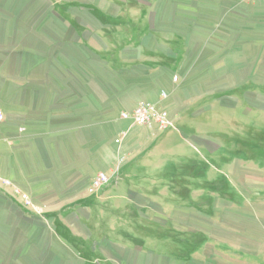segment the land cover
<instances>
[{
	"label": "rangeland",
	"instance_id": "374dc122",
	"mask_svg": "<svg viewBox=\"0 0 264 264\" xmlns=\"http://www.w3.org/2000/svg\"><path fill=\"white\" fill-rule=\"evenodd\" d=\"M250 22L237 0H0L1 112L22 86L68 84L69 50L79 72L107 36L127 59L151 33L188 38L205 88L189 85L190 107L166 111L173 126L98 195L36 212L0 189V264H264V39Z\"/></svg>",
	"mask_w": 264,
	"mask_h": 264
},
{
	"label": "crops",
	"instance_id": "0c3cea01",
	"mask_svg": "<svg viewBox=\"0 0 264 264\" xmlns=\"http://www.w3.org/2000/svg\"><path fill=\"white\" fill-rule=\"evenodd\" d=\"M237 3L244 20L251 21L247 25L260 31L262 41L264 1ZM101 40V51L89 49L87 45L93 41L84 42L93 66L79 72L72 69L77 59L69 50L71 68L56 69L63 79L69 77L68 84L56 81L51 89L45 88L47 94L43 85L22 86L27 100L3 107L0 177L12 180L37 207L47 204L48 210L65 211L85 200L97 173L105 172L115 179L122 157L131 159L151 146L152 133L159 130L123 120V112L151 101L179 119L190 107L189 85L196 93L205 92L203 86L197 89L198 84L189 76L188 38L151 33L128 48L134 54L132 59L120 53L125 41L110 36ZM174 75L179 77L177 82ZM259 85L264 89V82ZM121 179L125 177L120 175Z\"/></svg>",
	"mask_w": 264,
	"mask_h": 264
},
{
	"label": "built area",
	"instance_id": "2783aa9c",
	"mask_svg": "<svg viewBox=\"0 0 264 264\" xmlns=\"http://www.w3.org/2000/svg\"><path fill=\"white\" fill-rule=\"evenodd\" d=\"M255 0H241V2H252ZM264 1V0H262ZM177 81V77H174ZM162 97H166L165 93H162ZM121 118L126 121H130L134 125L143 126L149 129L166 130L173 126V120L168 113L164 110H160L155 103L151 101L140 102L131 112H123ZM4 120V114L0 111V121ZM123 159H120V164ZM119 164V167H120ZM117 168V171L119 169ZM111 176L105 172L97 173L92 179L87 188L89 195L98 194L101 189L111 181ZM0 189L4 190L6 194L16 202L20 203L28 211L38 212L39 207L35 206L30 196L22 191L12 180L0 177ZM41 211V210H40Z\"/></svg>",
	"mask_w": 264,
	"mask_h": 264
}]
</instances>
